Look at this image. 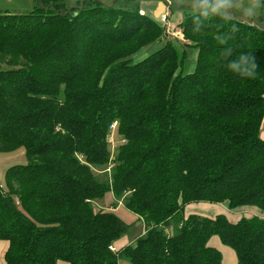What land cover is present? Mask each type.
I'll list each match as a JSON object with an SVG mask.
<instances>
[{
    "label": "trees",
    "instance_id": "obj_1",
    "mask_svg": "<svg viewBox=\"0 0 264 264\" xmlns=\"http://www.w3.org/2000/svg\"><path fill=\"white\" fill-rule=\"evenodd\" d=\"M36 3L0 12V156L25 160L0 183L4 264H222L212 237L236 264H264V219L184 216L264 211V30L197 12L171 42L138 8ZM108 194L143 224L117 251L131 224L95 207Z\"/></svg>",
    "mask_w": 264,
    "mask_h": 264
},
{
    "label": "rangeland",
    "instance_id": "obj_2",
    "mask_svg": "<svg viewBox=\"0 0 264 264\" xmlns=\"http://www.w3.org/2000/svg\"><path fill=\"white\" fill-rule=\"evenodd\" d=\"M87 2H90V0H86ZM103 5L106 6H114L116 9H122L127 11H135L140 4H143V6H146L147 15H149V8L153 7L154 10L157 5H163L165 10V21L167 19L166 25L170 27L172 31L166 30V34L172 33L175 35L174 32V26L181 22L186 14L190 13H197V12H209L211 14H221L223 13L224 6L226 5L227 0H95ZM83 0H62V8L65 12L73 13V8L79 6V4H82ZM36 4V0H0V12L3 13L4 11L15 14V15H23L31 12L34 10V7ZM258 3H255L257 5ZM254 14V13H253ZM163 23V21L161 20ZM164 25V24H163ZM169 29V28H168ZM171 34L168 36L169 41L176 42L180 41V37L178 34L175 36ZM175 37L177 40H175ZM165 43V40H162L160 42H155L141 50H139L137 53L133 54L131 57V62L135 63L143 58H145L147 55L151 54L152 52L159 49L163 44ZM179 43V42H177ZM194 52H192L191 58L189 59V63L186 66L185 71L190 72L193 69V62ZM6 66L0 64V70H6ZM111 131H114V125L111 128ZM260 137L264 138V120L261 126L260 130ZM109 141L112 143L111 146V153L113 154L114 149L117 147L116 143L114 142L113 133L109 137ZM24 158H22L18 164L24 163ZM108 170V169H107ZM3 182V179L1 183ZM202 204L198 203V207H201ZM196 206V205H195ZM214 206V205H211ZM96 208H103L104 204L102 202H99L95 206ZM197 207V208H198ZM218 208L220 206H217ZM220 209V208H219ZM252 208H241L237 209L235 211H229L227 208H225L226 214H228L229 219H235L240 220L241 218H250V216L258 217L261 216L262 211L259 209L251 210ZM201 209L199 208L198 211H195L196 214H198ZM256 212V213H255ZM252 214V215H251ZM211 217V215H209ZM249 216V217H248ZM232 222V221H231ZM235 222V221H233ZM143 231V224L139 221H135V223L131 224L129 229L127 230V233L125 237H127L128 241L132 242L134 239L138 237V235ZM170 232V231H169ZM222 246V245H221ZM223 247V246H222ZM225 248V247H224ZM227 249V248H226Z\"/></svg>",
    "mask_w": 264,
    "mask_h": 264
},
{
    "label": "crops",
    "instance_id": "obj_3",
    "mask_svg": "<svg viewBox=\"0 0 264 264\" xmlns=\"http://www.w3.org/2000/svg\"><path fill=\"white\" fill-rule=\"evenodd\" d=\"M259 2H260V0H227L226 5L224 6L223 13H221L220 15H225V16L230 17V18H236L237 20L246 22L248 24H253V25L257 26L258 28L264 30V9H262L259 6ZM255 3H258V4L255 5ZM75 8H77V7H75ZM75 8H73V9H75ZM152 8L153 7L149 8L150 14L147 15L146 6H143V4H140V6L138 7L140 14H144V15L150 17L151 19H153L156 23L161 25L166 30L172 31L170 29V27H168L166 25L167 19L165 22H163V23L161 22V18L165 15L164 6L163 5H157V7H155L154 10ZM259 19H261V20H259ZM176 25L174 26V30L176 32H174V33H175V35L178 34L180 39H181L182 36H181L180 32H178L177 29L175 28ZM171 34H173V32ZM171 34L168 33V36ZM21 159H22L21 153L16 154V155H10V156H0V183L2 181L3 173H4L5 169L11 164L18 163ZM111 201H112V196H111V194H108L103 199V201H101L104 204V207L101 209L112 210L125 224L135 223V221L137 220L136 217L133 216L132 214H130L129 212H127L120 205H118L116 209L109 208ZM199 204H202L201 207L197 206L198 203L185 206L184 216L186 217L188 215H199V216H203V217L213 218L216 215H224L229 222L232 221L231 223H236L237 221H239V220H235L232 218L231 219L228 218V216H227L228 214H226V211H225L226 206L224 204H216L214 206H211L213 204H206V203H199ZM217 206H220L219 207L220 209ZM199 208L201 209L200 210L201 212L196 214L195 211H198ZM251 210L253 211L255 209H251ZM209 215H211V217ZM251 217H254V216H250V218ZM259 218L264 219V211H262L261 216H259ZM233 221H235V222H233ZM142 234H143V231L138 235V237H140ZM136 239H134L132 242H130V241H128L127 237L124 236L113 244L112 250L117 251L124 246L131 245L134 243V241ZM208 246L211 248H214L220 252V254L222 256V264H236V258H235L234 253L230 249H228V248L226 249V247L224 248V246L222 247L217 238L212 237L208 242ZM6 248H7L6 243L0 242V264H4V262L2 260V256H3V253H4ZM57 264H67V263L57 262Z\"/></svg>",
    "mask_w": 264,
    "mask_h": 264
},
{
    "label": "built area",
    "instance_id": "obj_4",
    "mask_svg": "<svg viewBox=\"0 0 264 264\" xmlns=\"http://www.w3.org/2000/svg\"><path fill=\"white\" fill-rule=\"evenodd\" d=\"M161 20H162L163 22H165V17L163 16V17L161 18ZM112 127H113V126H112ZM112 127H111V128H112Z\"/></svg>",
    "mask_w": 264,
    "mask_h": 264
}]
</instances>
